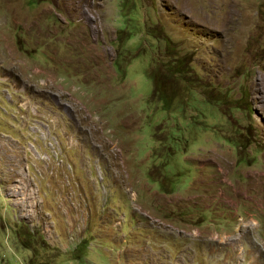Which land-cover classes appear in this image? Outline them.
Segmentation results:
<instances>
[{"label": "rangeland", "instance_id": "1", "mask_svg": "<svg viewBox=\"0 0 264 264\" xmlns=\"http://www.w3.org/2000/svg\"><path fill=\"white\" fill-rule=\"evenodd\" d=\"M0 264H264V0H0Z\"/></svg>", "mask_w": 264, "mask_h": 264}]
</instances>
